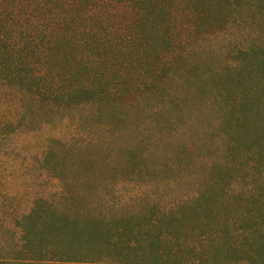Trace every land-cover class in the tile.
I'll return each mask as SVG.
<instances>
[{
  "label": "rangeland",
  "instance_id": "374dc122",
  "mask_svg": "<svg viewBox=\"0 0 264 264\" xmlns=\"http://www.w3.org/2000/svg\"><path fill=\"white\" fill-rule=\"evenodd\" d=\"M160 1L165 10L149 11L157 22L104 26L115 35L113 60L122 62L117 49L125 38L131 55L107 73L120 91L109 99L113 110L104 104L94 118L81 107L50 114L33 122L36 135L20 138L17 153L2 150L0 218L8 227L21 220L25 230L49 234V216L21 217L64 186L101 199L159 195L162 185L189 173L199 184L216 180L213 197L224 190L229 203H264V0H191L186 10L183 0ZM179 3L183 9L174 15ZM182 151L196 170H184ZM72 202L89 205L79 195ZM39 209L49 213V204ZM0 237L10 241L12 234Z\"/></svg>",
  "mask_w": 264,
  "mask_h": 264
},
{
  "label": "trees",
  "instance_id": "16d2710c",
  "mask_svg": "<svg viewBox=\"0 0 264 264\" xmlns=\"http://www.w3.org/2000/svg\"><path fill=\"white\" fill-rule=\"evenodd\" d=\"M183 1L185 10L191 7V0ZM162 5L160 0H0V153H15L20 138L36 135L33 122L43 123L50 114L81 107L94 115V109L110 106L120 91L107 73L126 66L131 55L125 38V46L116 47L122 62L113 60L115 35L105 32L107 24L157 22ZM173 7L174 15L183 9L181 3ZM69 20L77 22L74 29L66 25ZM180 153L184 170H196L188 152ZM48 154L49 146L43 166ZM190 174L162 185L159 195L145 190L101 199L64 186L21 217L49 216L46 236L25 230L21 220L10 228L0 218V231L12 234L10 241L0 237V264H264V203H229L224 190L213 197L216 180L206 177L199 184ZM77 195L89 205H72ZM42 203L49 204V213L40 211Z\"/></svg>",
  "mask_w": 264,
  "mask_h": 264
}]
</instances>
